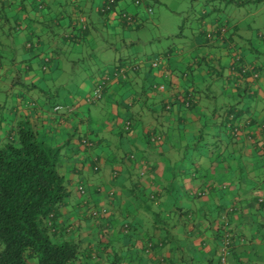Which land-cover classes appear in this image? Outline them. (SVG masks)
<instances>
[{"label":"crops","instance_id":"crops-1","mask_svg":"<svg viewBox=\"0 0 264 264\" xmlns=\"http://www.w3.org/2000/svg\"><path fill=\"white\" fill-rule=\"evenodd\" d=\"M150 1L101 12L103 0H0V143L25 118L62 146L69 196L47 222L90 263L216 264L227 238L228 264H264V33L242 38L214 18L188 41L127 54ZM80 61L89 81L51 102ZM99 82L93 115L108 117L95 126L84 98Z\"/></svg>","mask_w":264,"mask_h":264},{"label":"trees","instance_id":"trees-1","mask_svg":"<svg viewBox=\"0 0 264 264\" xmlns=\"http://www.w3.org/2000/svg\"><path fill=\"white\" fill-rule=\"evenodd\" d=\"M106 1L101 12L116 8L118 0ZM55 105L61 108L53 111L69 112ZM14 135L0 143V264H94L78 240L56 238L54 218L47 222L69 196L58 170L62 146L43 141L25 118L15 124ZM115 257L110 264L119 263Z\"/></svg>","mask_w":264,"mask_h":264},{"label":"rangeland","instance_id":"rangeland-1","mask_svg":"<svg viewBox=\"0 0 264 264\" xmlns=\"http://www.w3.org/2000/svg\"><path fill=\"white\" fill-rule=\"evenodd\" d=\"M235 1H239V3H235ZM150 3L151 12L147 13V16L145 15L142 26L137 31L134 30L130 33L134 37L133 39H137L138 36L141 39V43L122 48L123 51L127 50V54L130 51V53H135L141 51L149 52V50L156 54L173 44L176 45L177 42L188 41L191 39L199 24L201 25L203 21L206 24L211 23L214 21V18L224 20V17H226L229 20V24L236 27L231 32H235L236 35H240L242 38H248L251 33H255L256 31L264 33L263 2L244 0H151ZM202 7L205 10L201 9ZM202 26L204 25L202 24ZM179 34H182V36L180 37ZM235 38L239 40L237 39L238 37L235 36ZM96 55L97 59L102 62L108 61V58L111 57L109 55L107 56L104 51L97 52ZM86 58L85 56L83 59L85 60ZM98 60L95 61L96 64L99 62ZM84 66H86V63L81 61L76 63L75 67L70 66L69 63L64 65L61 85L53 88L49 87L51 94L53 91L58 93L52 96L51 102L63 103L65 98L72 97L76 94L81 81H89L86 75L79 72V68L82 70ZM93 88L85 96V101L92 99L91 94ZM86 89L85 84L84 90ZM11 94V89L2 92V99L5 101L6 106L9 105ZM88 106L92 110L91 114L88 115L90 116L92 125H100L107 121V110L93 115V108L102 107V102L92 99V102L90 101ZM91 122L87 119V123L83 122L81 124V129H85Z\"/></svg>","mask_w":264,"mask_h":264},{"label":"built area","instance_id":"built-area-1","mask_svg":"<svg viewBox=\"0 0 264 264\" xmlns=\"http://www.w3.org/2000/svg\"><path fill=\"white\" fill-rule=\"evenodd\" d=\"M106 1V0H105ZM108 3H111L113 2L112 0H107ZM106 1V2H107ZM108 3L106 4L105 6V9H108ZM134 3L135 4H138V0H134ZM149 10V9H148ZM119 16L124 20V22L129 25V26H133L136 24V22L134 21V18L131 17L129 14H127V12L121 10L119 12ZM122 71V70H120ZM243 71V70H242ZM101 87H102V82H99L98 84L95 85V87L93 88L92 90V99H96L100 96L101 94ZM159 88H162V86H159ZM92 99H88V101H92ZM61 107L59 105H55L53 107V110H56L58 111ZM69 110V109H68ZM70 111V110H69ZM79 191L80 192H83L82 190V187H78ZM227 245H228V239L227 238H224L223 241H222V245H221V248H220V251H219V255L217 257V261H216V264H228L227 261H226V253H227Z\"/></svg>","mask_w":264,"mask_h":264}]
</instances>
